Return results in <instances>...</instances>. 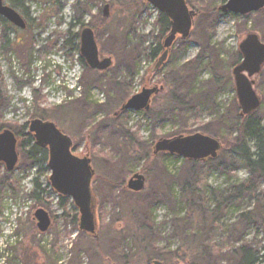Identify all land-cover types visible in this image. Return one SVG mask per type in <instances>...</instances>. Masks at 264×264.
<instances>
[{
    "label": "rangeland",
    "instance_id": "rangeland-1",
    "mask_svg": "<svg viewBox=\"0 0 264 264\" xmlns=\"http://www.w3.org/2000/svg\"><path fill=\"white\" fill-rule=\"evenodd\" d=\"M15 1L27 11L17 9L28 27L10 32V44L3 49L0 23V131L14 133L40 119L70 137L74 155L92 160L98 228L97 235L90 236L78 223L56 219L63 212L60 195L51 187L50 169L32 165L19 147L21 157L13 172L0 164V264H216L218 252L230 251L234 253L227 259L223 253L222 264H236L237 249L246 243L261 252L264 179L253 182L249 191L240 189L253 177L241 157L228 149L226 129L221 138L217 135L223 149L216 161L186 164L178 156L154 155V147L161 139L181 135L214 138L217 132L207 125L217 113L237 117L235 123H226L234 131L245 119L233 69L242 60L240 45L248 35L256 34L264 44V10L245 17L224 15L219 9L229 0H186L196 13L191 35L178 38L166 64L154 73L164 51L157 58L152 51L163 48L166 37L156 25L158 11L142 0H4V4L13 8ZM106 5L109 17L103 14ZM210 9L221 16L214 27L202 30L201 19ZM85 28L94 31L101 60L111 59L109 70L88 71L81 65L80 34ZM187 65L196 69L195 86L193 94L180 96L196 108L175 110L180 118L155 121L151 115L165 106L174 76L180 83L187 78L180 73ZM252 81L261 99L255 113L264 127V66ZM154 87L164 89L153 98L149 112L122 111L129 99ZM81 100L91 108L77 103ZM250 148L254 153L253 142ZM194 162L201 164L193 166ZM210 163L228 167L218 169ZM193 173L206 187L194 183L202 200L197 204L194 200L191 210L182 180ZM135 174L146 178L141 193L127 189ZM35 180L45 190L38 193L39 201L31 198ZM146 199L151 205L147 216L142 212ZM39 210L51 218L45 234L37 228ZM248 216L251 219L244 221Z\"/></svg>",
    "mask_w": 264,
    "mask_h": 264
},
{
    "label": "water",
    "instance_id": "water-1",
    "mask_svg": "<svg viewBox=\"0 0 264 264\" xmlns=\"http://www.w3.org/2000/svg\"><path fill=\"white\" fill-rule=\"evenodd\" d=\"M170 20V33L163 44L164 53L157 60L152 72L157 73L166 64L171 48L179 37L186 40L191 35L193 20L196 16L186 3V0H144ZM264 10V0H229L221 6L219 11L224 15L249 16ZM105 17L110 15V7L103 9ZM0 17L14 27L25 30L24 18L12 7L6 6L0 0ZM81 57L91 70L104 72L111 68V59L101 60L95 33L91 28L82 30ZM242 60L233 69L238 103L241 108V118H247L261 106V99L254 90L255 82L252 78L259 75L264 66V44L256 34H250L240 45ZM163 87L144 89L133 96L123 106L122 111H144L151 109L152 99L163 91ZM29 132L34 135L36 146L50 149L49 169L50 181L57 192L64 197H72V201L81 214V231L90 236L97 235L96 205L91 192L94 171L91 160L77 158L72 153L73 141L64 135L57 126L49 121L35 119L29 124ZM223 145L219 139L205 134L178 136L171 139H161L154 147V155L165 153L178 156L186 161H216ZM19 162L17 152V138L10 130L0 133V163L5 165L7 172H13ZM146 186V178L135 174L128 181L127 189L133 193H141ZM37 228L45 234L51 227V218L44 210L35 214ZM154 264H160L154 262Z\"/></svg>",
    "mask_w": 264,
    "mask_h": 264
},
{
    "label": "trees",
    "instance_id": "trees-1",
    "mask_svg": "<svg viewBox=\"0 0 264 264\" xmlns=\"http://www.w3.org/2000/svg\"><path fill=\"white\" fill-rule=\"evenodd\" d=\"M18 1H15L14 4L16 5L13 7L17 11V9H23L25 12H27L22 6L18 4ZM211 10V11H210ZM206 14L203 15L201 19V29H205L206 27H214L217 17L221 16L220 12L216 9H210ZM0 23L2 24L3 33H2V39L5 41L3 45V49H5L6 45L10 44V41L8 40V34L10 32H16L17 29L12 24L4 20L0 17ZM156 25L160 29V35L161 37H166L170 32V20L166 17V15L159 13L158 14V20L156 22ZM77 35L76 37H78ZM69 43V42H67ZM162 47L158 46V48L154 49L152 51V57L157 58L160 53H162ZM239 57H241L240 54H238ZM80 63L83 66L85 70L92 71L88 69L86 66L84 60L80 58ZM181 74H186L187 78L182 80V83L179 81L177 82V78L174 76V80L169 92L166 94V103L165 106L160 110V112L152 114V119L155 121H159L161 123L173 119L176 116H180L179 114H175V110H178L180 113L189 112L196 108V106L191 107L190 103L188 102V99L185 97L180 96L182 92H184L187 95H190L193 92L195 86V73L196 69L194 66L189 67V65L185 66L180 71ZM177 82V83H176ZM1 83H2V76L0 74V102H3L1 99ZM176 83V85H175ZM187 91V92H185ZM191 91V92H190ZM181 93V94H180ZM78 104L80 103L85 109H90L91 107L88 104L84 103V100L78 101ZM198 107V105H197ZM60 109V108H56ZM217 119H215L213 122H211L208 127L210 129H214V131L217 132V134H212L214 138H218V136H221V131L223 129H226L227 136H225L228 139L227 146L228 149L231 150L233 154H237L241 157V159L245 162V164L248 166L252 177L249 181L245 182L241 186V190L243 191H249L250 188L253 185V182H255L257 179L261 178L264 179V127L262 125V117L259 116L256 113H253L252 115L248 116L244 120H242L240 123H236L235 131L232 128H228L226 125L227 122H234L235 117H232L231 115L228 117H222L221 115L217 113ZM180 118V117H179ZM237 118V117H236ZM235 123V122H234ZM205 129H209L206 128ZM15 135L18 137L22 144V148L25 153V158L28 161L32 162V165H40V166H46L48 164V153L47 151L40 149L36 146L33 140L32 134L29 132V125H23L18 127L15 131ZM206 132V131H205ZM189 134H192V132H187ZM219 133V135H218ZM235 134V136H234ZM218 135V136H217ZM223 135V134H222ZM221 138V137H220ZM251 142L254 143L255 152L252 153L250 144ZM164 157H169L172 155H163ZM186 164H189L188 161H184ZM193 166H197L198 164H201V162H194L192 163ZM211 164V163H210ZM217 165L216 168L218 169H226L228 166L224 163H218V164H211ZM223 170V171H224ZM182 187L184 191V196L189 203L191 210L195 208V203L201 201V196L199 197L198 190H193V185L196 183V186H199V188L204 189L205 181L198 177V173H193V175H190L189 177H184L182 180ZM35 184V192L31 196L33 200L39 201L40 196L39 192H45V190H42V186L39 183L38 180L34 181ZM149 199H146L142 205V212L144 215L150 214V208L151 205L147 202ZM195 200V203H194ZM197 204V203H196ZM224 204H221V207H223ZM220 206L216 208V211H219L221 209ZM59 208L62 210V215L60 218L56 217V219H63L66 223H70L72 225H76L78 223V213L75 210V206L72 203L71 199L60 196V202H59ZM195 210H193L194 212ZM216 213H213L214 216ZM251 217H246L244 221H249ZM214 223V222H213ZM152 226L149 225V228ZM153 231V230H151ZM235 250V249H234ZM224 257H227L234 253V251L230 252H223ZM223 253H217V256L214 258L216 264H222L224 260H222L221 257H223ZM237 253L239 256L238 262L236 264H261L264 262V247H262L261 252H258L254 249L253 246H250L248 243L237 249ZM262 255V256H261ZM169 258H171V254L168 255Z\"/></svg>",
    "mask_w": 264,
    "mask_h": 264
},
{
    "label": "flooded vegetation",
    "instance_id": "flooded-vegetation-1",
    "mask_svg": "<svg viewBox=\"0 0 264 264\" xmlns=\"http://www.w3.org/2000/svg\"><path fill=\"white\" fill-rule=\"evenodd\" d=\"M144 3H147V2H145L144 0H142ZM3 2H4V0H3ZM148 5H150L149 3H147ZM7 6V5H6ZM151 6V5H150ZM10 7V6H9ZM189 7V6H188ZM190 9V8H189ZM157 10V9H156ZM158 11V10H157ZM158 13H161V12H159L158 11ZM20 14V13H19ZM161 14H163V13H161ZM21 15V14H20ZM22 16V15H21ZM23 17V16H22ZM24 18V17H23ZM24 20H25V18H24ZM26 21V20H25ZM26 24H27V27H28V23L26 22ZM17 30H20V29H18V28H16ZM27 29V28H26ZM81 35V34H80ZM80 41H81V38H80ZM177 42V41H176ZM81 47V46H80ZM163 49V48H162ZM162 51H164V49L162 50ZM163 53V52H162ZM100 57V56H99ZM83 60H84V58H82ZM101 59V58H100ZM84 62H85V60H84ZM85 64H86V62H85ZM86 66L88 67V65L86 64ZM89 68V67H88ZM90 69V68H89ZM91 70V69H90ZM92 71H94V70H92ZM95 72H97V71H95ZM153 100V99H152ZM151 104H152V102H151ZM4 131V130H3ZM3 131H0V133L1 132H3ZM14 134H15V132H14ZM16 136V135H15ZM33 136V140H34V143L36 144V141H35V139H34V135H32ZM16 138H17V152H18V154H19V160H20V157H21V154H20V149H19V147L20 148H22V144H21V142H20V140L18 139V137L16 136ZM39 148V147H38ZM40 149H43V150H45V151H47V153H48V164H47V167L49 168V161H50V156H51V153H50V149L49 148H40ZM72 153H73V155H74V143H73V148H72ZM75 157H77V158H82V157H78V156H76V155H74ZM86 157H88V156H86ZM86 157H83V158H86ZM90 159V158H89ZM91 160V159H90ZM91 163H92V160H91ZM0 164H3V163H0ZM4 165V164H3ZM92 165V164H91ZM5 166V165H4ZM17 167V166H16ZM92 167V166H91ZM51 178V177H50ZM93 180V179H92ZM50 183H51V181H50ZM51 187H52V189L58 194V195H60L58 192H57V190L52 186V183H51ZM91 192H92V195H93V198H94V196H95V194H94V191H93V189L91 188ZM60 196H62V195H60ZM64 197V196H63ZM66 198H69V199H71V201H72V197H66ZM72 203L74 204V202L72 201ZM94 205H96V203H95V201H94ZM74 206H75V204H74ZM75 209L78 211L77 213L79 214L78 215V226H79V229L81 230V220H80V218H81V214H80V211H79V209L75 206ZM96 218H97V216H96ZM97 224H98V220H97ZM4 254H6V250L4 251Z\"/></svg>",
    "mask_w": 264,
    "mask_h": 264
},
{
    "label": "bare ground",
    "instance_id": "bare-ground-1",
    "mask_svg": "<svg viewBox=\"0 0 264 264\" xmlns=\"http://www.w3.org/2000/svg\"><path fill=\"white\" fill-rule=\"evenodd\" d=\"M171 25V24H170ZM171 29V28H170ZM170 33V32H169Z\"/></svg>",
    "mask_w": 264,
    "mask_h": 264
}]
</instances>
